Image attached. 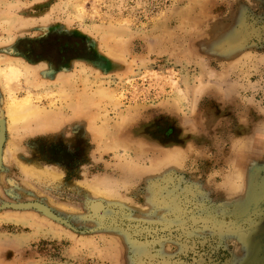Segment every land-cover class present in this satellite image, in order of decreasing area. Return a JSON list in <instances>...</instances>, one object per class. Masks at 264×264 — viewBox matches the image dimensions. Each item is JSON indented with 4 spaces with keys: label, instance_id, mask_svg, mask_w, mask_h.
Returning <instances> with one entry per match:
<instances>
[{
    "label": "rangeland",
    "instance_id": "1",
    "mask_svg": "<svg viewBox=\"0 0 264 264\" xmlns=\"http://www.w3.org/2000/svg\"><path fill=\"white\" fill-rule=\"evenodd\" d=\"M0 264H264V0H0Z\"/></svg>",
    "mask_w": 264,
    "mask_h": 264
}]
</instances>
